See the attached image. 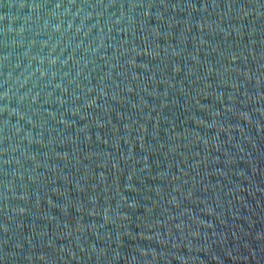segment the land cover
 I'll return each instance as SVG.
<instances>
[{
    "label": "water",
    "instance_id": "obj_1",
    "mask_svg": "<svg viewBox=\"0 0 264 264\" xmlns=\"http://www.w3.org/2000/svg\"><path fill=\"white\" fill-rule=\"evenodd\" d=\"M0 264H264V0H0Z\"/></svg>",
    "mask_w": 264,
    "mask_h": 264
}]
</instances>
